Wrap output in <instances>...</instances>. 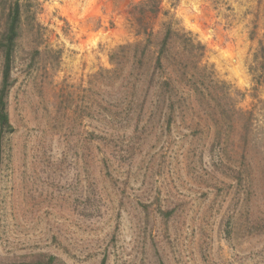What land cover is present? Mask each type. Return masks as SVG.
Masks as SVG:
<instances>
[{
	"label": "rangeland",
	"instance_id": "rangeland-1",
	"mask_svg": "<svg viewBox=\"0 0 264 264\" xmlns=\"http://www.w3.org/2000/svg\"><path fill=\"white\" fill-rule=\"evenodd\" d=\"M20 5L0 264H264V0ZM170 22L203 50L131 75Z\"/></svg>",
	"mask_w": 264,
	"mask_h": 264
},
{
	"label": "trees",
	"instance_id": "trees-1",
	"mask_svg": "<svg viewBox=\"0 0 264 264\" xmlns=\"http://www.w3.org/2000/svg\"><path fill=\"white\" fill-rule=\"evenodd\" d=\"M4 2V7L7 6V15L5 19V29L0 37V52L3 55L4 65L2 69L1 85H0V134H10L14 132V127L11 123L9 114V96L11 89L14 84L12 78L13 73V62L15 61V53L17 49L18 41L21 37L22 32V10L20 5V0H2ZM147 38V44L137 43L135 45L124 46L123 49H129L133 46L134 53L136 55L135 61L133 62V71L136 73L137 78L141 80L142 76L147 71L148 66L154 63V69H163L166 64H171L169 62V55L171 54L177 39L182 40V43L189 53L202 51L203 47L200 43H196L195 40L188 34L181 32L174 27L170 22L166 26V32L160 42L157 44L158 51L156 52L155 58L147 59L149 54V47L151 43V34L149 33ZM188 59L180 55L178 59L173 57L171 62L175 63V68H181L186 63ZM166 87L170 86V82H165ZM250 126V123H249ZM40 264H52L50 263H40ZM104 264V263H102Z\"/></svg>",
	"mask_w": 264,
	"mask_h": 264
}]
</instances>
